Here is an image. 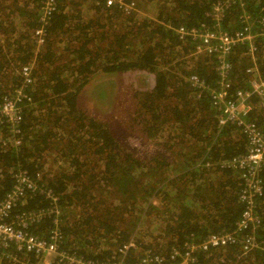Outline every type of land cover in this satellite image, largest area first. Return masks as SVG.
<instances>
[{
    "label": "trees",
    "instance_id": "16d2710c",
    "mask_svg": "<svg viewBox=\"0 0 264 264\" xmlns=\"http://www.w3.org/2000/svg\"><path fill=\"white\" fill-rule=\"evenodd\" d=\"M42 1L0 6V102L20 86L15 69L34 61L17 121L0 123V202L17 185L18 174L35 185L18 197L7 222L18 225L20 213H41L27 221V231L51 240L57 228L61 250L94 262L116 257L117 247L134 239L139 251L127 252L124 264L140 262L143 250L164 251L168 259L172 248L183 251L189 239L233 228L245 209L238 201L243 181L222 161L246 151V136L236 124L219 126L207 88L199 92L188 81L196 74L207 87H218L215 55L196 52L198 42L180 39L175 28L232 33L248 24L255 34L253 56L246 42L238 43L227 61L232 90L250 87L248 67L255 64L264 78L259 24L264 0H237L219 16L212 14L219 0H132L151 17L142 21L137 12L123 14L95 0H55L36 47L32 35L40 26ZM17 16L20 29L7 28L5 21L11 25ZM133 71L149 74L151 86L119 88L115 78ZM98 74L101 78L94 79ZM91 86L101 110L85 98ZM258 100L252 96L248 119L264 133V106L256 105ZM124 114L125 130L150 143L148 157L118 135L116 118ZM259 176L262 194L253 211L261 222L253 233L264 245V168ZM238 254L236 245L226 246L199 254L197 261L264 264V249ZM12 257L34 259L32 252L11 244L0 251V264H23Z\"/></svg>",
    "mask_w": 264,
    "mask_h": 264
},
{
    "label": "built area",
    "instance_id": "2783aa9c",
    "mask_svg": "<svg viewBox=\"0 0 264 264\" xmlns=\"http://www.w3.org/2000/svg\"><path fill=\"white\" fill-rule=\"evenodd\" d=\"M96 3H104L106 7L116 6L118 9L130 14L134 11V1L132 0H95ZM237 0H219L212 6V14L219 16L222 7H227ZM41 13L38 21L40 26L33 31V40L36 47L43 42V26L48 17L55 9V0H43L41 3ZM209 14H211V9ZM260 28L264 33V17L259 18ZM175 31L180 39L189 37L197 41L196 52L205 55H215L218 63L216 70L219 78V86L209 88L204 81L196 74H190L188 81L199 92L207 88L213 107L218 111L217 123L219 126L226 124H236L246 136V151L235 155L229 160L222 161L223 166L232 167L238 172V179L243 181V185L238 193V201L243 203L245 209L231 229H221L218 232L208 234L204 239H189L184 242L183 251L172 248L166 259L165 254L144 250V254L137 264H198V255L208 253L216 248L236 245L239 250L238 257L248 255L256 248L264 249V245L256 239L254 229L261 222V217L253 209L256 199L262 194V180L259 172L264 168V133L255 125V122L248 119V115L253 108L252 96L258 97L259 107L264 106V78L257 72V66L253 64L248 67L250 87H237L232 90V83L229 79L230 64L227 55L234 45L246 42L247 52L253 56L255 49L254 35L252 28L248 24L241 29L228 33L225 31L211 32L208 29L197 27H187L179 25ZM255 63V58L252 59ZM34 61L31 60L15 69L21 78L20 86L13 88L12 92L3 97L0 102V123L10 122L14 124L18 119L19 102L26 97L24 88L32 82V70ZM255 73V74H254ZM229 93V95H228ZM17 185L7 194L4 201L0 202V251L7 249L11 244L17 249H25L33 253V261L28 258L20 259L12 257L14 262L23 264H124L127 252L137 253L139 247L135 240L129 239L116 249V257H111L104 262H94L89 259L83 260L76 258L75 253H68L61 250L56 240L59 238L58 229L55 228L51 233V240L42 239L37 235L31 234L25 228L27 221L40 217L41 213L32 212L28 215L20 213L16 218L18 225L7 222V217L12 205L19 196L24 195L25 189H35V185L29 181L24 173L18 174ZM47 196L51 191H46ZM54 208V207H53ZM18 226V227H17ZM253 229V230H249Z\"/></svg>",
    "mask_w": 264,
    "mask_h": 264
},
{
    "label": "rangeland",
    "instance_id": "374dc122",
    "mask_svg": "<svg viewBox=\"0 0 264 264\" xmlns=\"http://www.w3.org/2000/svg\"><path fill=\"white\" fill-rule=\"evenodd\" d=\"M5 2V3H4ZM24 0H18L17 3H13V0H0V6L4 5V4H10V6H15V5H19L23 4ZM115 7V6H113ZM149 10H152V7H148ZM121 12L123 14H127L126 12L122 11ZM134 12L139 13L137 17H139V19L143 18H149V14L145 12V9H143L142 7H134ZM151 18V17H150ZM7 28L10 29L9 25L7 26ZM103 77H106L105 75H103ZM101 77L99 76V74L94 77V79H100ZM152 79V77L149 74H145L143 72H139V71H133L131 73H127L125 75H120L117 76V78H115V80H119L120 82L118 83V87L121 88V86L123 87H127L128 89H131L129 87V85H132V88H136V89H145V88H149L151 85L150 80ZM152 81V80H151ZM150 83V84H149ZM96 86H91L90 89H86V94H85V98L89 101V106L92 107L94 110H101V107L98 106L96 104L94 97H91V93H93L95 90L93 89ZM89 90V92H88ZM134 91V90H133ZM97 92V91H96ZM95 92V93H96ZM94 93V94H95ZM116 100V98L114 99V101ZM118 100V98H117ZM117 104V103H116ZM115 104V105H116ZM114 105V106H115ZM105 104H102V107H104ZM127 112V111H125ZM121 113H119V111L117 110V116H119ZM114 115L116 116V110H114ZM125 114L123 117H117L116 118V122L117 125L120 129L117 130L118 135L121 137L122 142L130 149H132L133 151H138V154H142V155H147V157L149 155H151V152L153 151L151 148V145L149 142H145L143 141V139H141L138 134L134 131H129L128 129L125 130V126H124V122H125ZM124 120V121H123ZM154 203L157 204L158 201L155 199H153ZM152 217H153V213H150V216L147 218V223H149L151 226L154 225L153 221H152ZM154 219V218H153ZM159 230L158 227L154 226L153 230ZM158 233H161L160 230L158 231ZM157 233V234H158ZM134 240V239H132ZM143 250V248H142ZM144 251V250H143ZM161 254H166V252L164 253V251L160 252Z\"/></svg>",
    "mask_w": 264,
    "mask_h": 264
},
{
    "label": "crops",
    "instance_id": "0c3cea01",
    "mask_svg": "<svg viewBox=\"0 0 264 264\" xmlns=\"http://www.w3.org/2000/svg\"><path fill=\"white\" fill-rule=\"evenodd\" d=\"M13 2H14V0H13ZM4 5H6V4H4ZM15 14H17V13H14V15ZM6 24H8V22L5 21V26L7 27L9 24L8 25H6ZM21 26H22V24L20 23L18 16L16 18H13V23L11 25H9L10 29H13L14 31L19 30Z\"/></svg>",
    "mask_w": 264,
    "mask_h": 264
}]
</instances>
